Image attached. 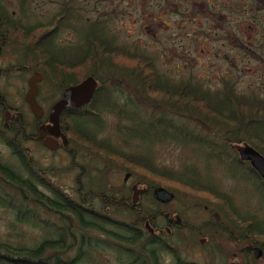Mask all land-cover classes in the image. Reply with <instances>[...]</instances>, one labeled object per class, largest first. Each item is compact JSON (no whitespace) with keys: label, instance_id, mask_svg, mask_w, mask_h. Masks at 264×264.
<instances>
[{"label":"flooded vegetation","instance_id":"1","mask_svg":"<svg viewBox=\"0 0 264 264\" xmlns=\"http://www.w3.org/2000/svg\"><path fill=\"white\" fill-rule=\"evenodd\" d=\"M197 1L190 6L191 11L209 12L213 19L222 18L224 24L229 19L227 13L231 14L233 10L244 15L264 13V0H207L208 5ZM235 1L240 7L234 4ZM47 2L48 13L42 11ZM67 6L64 2L59 10ZM54 7V0H0V194L14 184L8 183V174L13 175L15 170L17 201L23 219L29 216L27 202L33 201V215L39 226L37 231L40 233L43 227L49 232L64 230L65 236L69 237L75 211L77 219L86 227L78 236L91 232L97 238V250L102 249L104 240L100 231L104 230L107 217L129 227L130 246L115 244L116 249H128V264H264L263 182L254 186L237 177L241 181L239 188L229 191L217 182H208L206 188L212 187L217 192L207 189L195 198L173 191L181 185L168 181L163 190L172 197L159 202L154 198V189V212L142 216L137 202L147 185L134 181L127 171H118L119 180L111 179V171L116 168L110 165L116 163L111 160L106 164L98 156L104 150L131 153L135 150L133 144L123 142L118 136L113 141L103 133L73 135V115L86 112L87 106L63 110L56 120H52L50 110L63 90L58 94L55 85H44L46 79L37 71L32 55L35 44L54 45L57 41L58 22L57 12L52 10ZM27 27L35 30L36 39L32 44L24 43L21 38ZM217 27L222 32L226 30L220 24ZM26 60L33 62V68L25 66ZM34 73L41 75L34 97L40 109L38 118L24 101L26 82ZM128 94L122 88H110L104 103L131 108L133 103ZM241 144H230L229 148L236 154L235 146ZM98 171L106 175V181L100 184L96 181V185L89 181V175L98 179ZM90 185L117 189V197L109 200L122 212L106 217L104 203L109 200L90 198L89 190L81 191ZM133 186L144 191L135 203L131 197ZM250 187L251 195L248 194ZM3 201L0 195V203ZM56 206L60 209L63 206L64 214H57ZM61 217L70 221L64 229L58 223ZM250 228L256 235L249 234ZM114 233L121 234L120 231Z\"/></svg>","mask_w":264,"mask_h":264},{"label":"trees","instance_id":"2","mask_svg":"<svg viewBox=\"0 0 264 264\" xmlns=\"http://www.w3.org/2000/svg\"><path fill=\"white\" fill-rule=\"evenodd\" d=\"M199 1L208 5L207 0ZM234 4L240 7L237 1ZM71 7L68 5L57 11V34L69 28L77 33L76 42H60L57 36L54 45L35 44L33 62L47 83L55 85L58 94L86 77L95 80L98 87L93 100L86 107V112L73 115L71 131L73 135L100 133L105 125L101 116L106 114L114 117L116 136L121 137L123 142L132 143L135 150L131 153L104 150L98 156L106 164L114 160L116 165L111 164V167L120 172L127 171L136 176L139 183L147 185L137 202L138 208H141L140 215H151L154 212L153 205L156 203L152 201L153 190L163 189L168 181L181 185L173 191L190 194L195 198H199L198 193L207 189L217 192L212 187L206 188V183L217 182L210 172L217 168L227 179L239 177L249 184L262 183L247 162L238 160L229 145L245 143L264 157V97L241 94L225 78L220 79L214 89L193 77L171 80L159 72L155 59L150 55L117 46L114 37L108 35L105 20H82ZM76 24H82V27L79 25L76 28ZM21 38L24 43L32 44L36 39L35 30L25 28ZM113 87L122 88L136 104L150 108L159 117L141 118L132 110L133 106L123 108L104 103V96ZM175 119L182 122L176 124ZM189 125L197 130L188 128ZM160 143H172L188 150L192 162H184L177 171L158 167L151 147ZM97 173L98 179L89 175V181H94L96 185L101 181L105 183L106 175L100 171ZM12 174H8V183L14 184L0 194L4 198L0 203V218L3 219L4 228L0 235V264L129 263L128 249H116L115 244L119 242L121 247L130 246V228L107 217L122 212L109 200L117 197V189L90 185L88 189L84 187L81 190H89L90 198L104 197L109 200L104 203L107 218L103 223L104 230L100 231L104 242L102 249L97 250V238L91 232L78 236L86 227L77 219L75 211L69 237L65 236L64 230L60 233L49 232L43 226L39 233L38 222L33 215V201L27 202L29 216L23 219L17 201L19 195L15 186V170ZM59 207L56 206L57 214H64V207ZM58 223L64 229L70 221L61 217ZM23 226L28 231H24ZM116 231L121 234H115ZM35 233H39L38 239ZM249 234L256 235V232L250 228ZM71 250L72 260L67 257Z\"/></svg>","mask_w":264,"mask_h":264},{"label":"rangeland","instance_id":"3","mask_svg":"<svg viewBox=\"0 0 264 264\" xmlns=\"http://www.w3.org/2000/svg\"><path fill=\"white\" fill-rule=\"evenodd\" d=\"M54 1L55 7L52 10L56 12L67 2L82 20H105L108 35L114 37L117 46L150 55L155 59L159 72L171 80L193 77L214 89L219 80L225 78L241 94L264 97V13L244 15L233 10L231 14L227 13L229 19L224 24L222 18L213 19L206 11H191L190 6L196 0ZM49 9L47 2L42 11L48 13ZM217 24L226 30L220 31ZM79 25L82 27V24H76L75 27L79 28ZM57 36L60 42L73 44L77 33L68 28L61 30ZM25 62L26 67L33 68V62ZM24 74L27 75L28 72L25 71ZM26 79L25 76V81ZM45 84L50 85L47 81ZM132 103V110L141 118L159 117L150 108L138 105L133 100ZM101 117L105 125L100 133L115 141L114 117L106 114ZM181 122L175 119L176 124ZM187 127L197 130L192 125ZM151 151L155 165L167 170L177 171L184 162H192L189 160V156H192L188 150L176 144H155ZM114 170L110 177L119 180V172ZM210 172L225 191L239 188L240 180L227 179L218 168ZM121 177L122 173L120 179ZM133 179L140 182L136 176ZM251 192L250 187L248 194L251 195ZM1 220L3 219L0 218V235L4 230ZM22 229L28 231L25 226ZM35 235L38 239L39 233ZM31 241L32 239L29 240ZM70 254L67 256L72 257V253Z\"/></svg>","mask_w":264,"mask_h":264},{"label":"water","instance_id":"4","mask_svg":"<svg viewBox=\"0 0 264 264\" xmlns=\"http://www.w3.org/2000/svg\"><path fill=\"white\" fill-rule=\"evenodd\" d=\"M41 80L39 73H34L26 82L27 91L24 96V101L28 105L30 111L38 118L40 116V109L36 105L34 97L37 93V84ZM97 84L92 77H86L81 82L69 86L62 91L59 100L52 106L50 110V117L52 120H56L61 111L66 109L77 110L84 106H87L93 99L95 91L97 90ZM235 152L238 159L241 162H247L249 167L256 173L258 178L264 183V157L260 155L256 150L247 144H241L235 146ZM132 202L138 201V197L143 194V190L133 186ZM172 197V195L161 188L154 191V198L163 202ZM147 227V226H146Z\"/></svg>","mask_w":264,"mask_h":264}]
</instances>
